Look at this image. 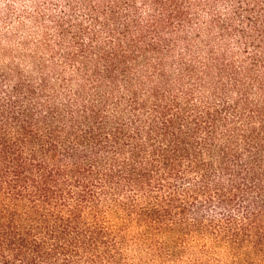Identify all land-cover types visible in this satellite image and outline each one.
Segmentation results:
<instances>
[{
  "label": "trees",
  "instance_id": "1",
  "mask_svg": "<svg viewBox=\"0 0 264 264\" xmlns=\"http://www.w3.org/2000/svg\"><path fill=\"white\" fill-rule=\"evenodd\" d=\"M0 264H264V0H0Z\"/></svg>",
  "mask_w": 264,
  "mask_h": 264
}]
</instances>
